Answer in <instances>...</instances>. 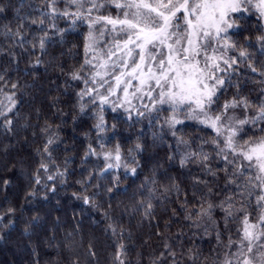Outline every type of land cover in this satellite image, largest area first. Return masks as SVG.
<instances>
[{"label": "snow or ice", "instance_id": "6c2138e0", "mask_svg": "<svg viewBox=\"0 0 264 264\" xmlns=\"http://www.w3.org/2000/svg\"><path fill=\"white\" fill-rule=\"evenodd\" d=\"M60 2L47 0V9L40 11L41 19L31 21V24H38L43 33L33 37L37 43L32 47L38 46L41 53L47 51L51 37L44 27L43 17H49V29L62 34L61 41L66 31L81 29L84 60L69 75L71 80L83 84L76 93L78 115H90L94 121L90 132H94L95 137L85 134L89 143L83 159L95 157L104 164L99 171L77 181L82 192L88 191L86 185H92L93 179H101L110 173L123 170L125 176L137 174L143 167L139 157L146 151L140 142L144 131L141 129L136 142L125 153L117 139L118 123L123 122L129 127L146 123L152 130L153 145L159 142L169 149L167 159L170 163L178 158L182 169L194 164L201 168L202 175L211 174L213 180L223 172L224 188L234 189L233 195L225 197L217 206L224 213V230H229L230 222L235 223L238 238L233 240L229 234L227 244L223 245L226 248L223 259L216 264H264V90L252 101L242 95L238 78L241 66H244L260 76V83L264 84V68L255 67L253 53L248 51L256 48L260 56H264V24H259L264 21V0H63V9L57 7ZM4 11L5 6L0 5V12ZM253 15L257 18L260 34L254 40L244 37L241 44L240 37L245 29L238 21ZM57 19H64L69 28L58 29ZM85 27L86 34L82 31ZM25 31L22 22L14 31L6 26L5 35L23 45ZM40 62L38 57L36 63ZM0 81L4 82L0 86V118L4 120L3 127L10 132L15 121L9 115H19L16 111L18 85L12 83L9 86L3 75H0ZM6 87L8 91H5ZM229 88H235L236 92L221 103V97ZM106 111L113 113L111 124ZM76 119L74 116V122ZM189 126L210 131L212 136L186 139L183 130ZM41 131L46 139L43 148L37 150L41 153V163L34 179L37 186L47 189V182L41 183L39 172L42 170L47 174L51 165L56 171L47 175V181L53 183L48 191L55 193V179L60 178L64 184L67 168L61 170L52 155L58 146V129L54 130L46 122ZM249 131L253 135L248 136ZM245 136L248 138L244 139ZM166 137L174 143H168ZM196 139L199 143L193 148ZM209 147L211 152L205 150ZM213 159L222 163L223 168L214 171L209 166ZM67 162L68 158L65 164ZM151 171L153 177L146 178L141 185V191L146 192V201L138 202L144 207L145 217L152 215V200L159 199L155 179L159 166H153ZM113 182L114 186L119 184V175L113 176ZM207 184L208 181L200 177L193 180L194 187ZM173 190L179 196L180 188L174 180L170 187H164L163 199L167 200V193ZM108 192L112 193L113 189L109 188ZM211 192L209 188L208 194ZM29 195L34 198L37 193L32 191ZM73 195L85 204L96 206L93 200L96 193L93 196ZM192 197L196 199L195 191ZM236 197L240 200L239 207ZM187 203L185 193L182 206L186 210L185 219L199 230L201 221L207 218L217 241L221 242L223 233L212 217L217 206L203 197L191 210H187ZM252 208L255 215L250 211ZM8 212L14 213V209ZM3 219L0 216V220ZM112 230L115 233L114 227ZM204 232L207 234V226H204ZM120 248L123 249V245ZM165 253L176 264V253L167 243L159 264H163ZM189 253V259L195 264L197 254L191 249Z\"/></svg>", "mask_w": 264, "mask_h": 264}, {"label": "trees", "instance_id": "16d2710c", "mask_svg": "<svg viewBox=\"0 0 264 264\" xmlns=\"http://www.w3.org/2000/svg\"><path fill=\"white\" fill-rule=\"evenodd\" d=\"M0 5L5 6V11L0 12V75L5 77L9 86L12 83L18 85L16 111L19 113L18 116L9 115L15 121L10 132L3 127L4 120L0 118V216L4 217L0 220V264H159L165 243L171 245L176 253V264H193L189 259V249L197 254L195 264H216L222 260L226 251L223 245L227 244L229 234L233 240L238 237L235 223L230 222L229 230H224V213L217 205L225 197L233 195L234 189L224 188L223 172H219V178L213 180L211 174L202 175L201 168L194 164L182 169L178 158L170 163L167 159L169 149L159 142L153 145L152 130L146 123L131 127L118 123L117 139L125 153L136 142L141 129L144 131L140 142L145 145L146 151L139 157L143 167L138 169L137 174L125 176L123 170L110 173L101 179H93L92 185H86L88 191L82 192L77 181L99 171L104 164L95 157L87 161L83 159L89 143L85 134L95 137V133L90 132L94 121L90 115H78L76 93L83 84L71 80L69 75L84 60L81 29L66 31L61 41L62 34L49 29V17H43L51 40L47 51L41 53L39 47L33 49L32 44L37 43L33 37L43 33L38 24H31V21L41 19L40 11L47 9V0H0ZM57 7L64 8L63 0ZM19 17L26 19L21 21ZM22 22L26 30L23 45L5 35L6 26L14 31ZM55 23L58 29L69 28L64 19H57ZM238 23L245 29L240 37L241 44L244 37L254 40L260 34L257 29L261 23L258 24L254 15ZM82 31L86 34V27ZM248 51L253 53L255 67L264 68V56H260L256 48ZM38 57L39 64L36 63ZM244 68L238 77L241 93L255 101L264 90V84L260 83L257 74ZM3 83L0 81V86ZM5 91H8L7 87ZM235 92V88H229L220 102L230 99ZM74 116L77 117L75 122ZM112 116L113 113H106L110 124ZM46 122L54 130L58 129V146L52 155L61 170L67 168L68 173L64 184H61L60 178L55 179V193L48 191L53 183L47 181V175L56 171L54 167L50 165L47 174L42 170L39 172L41 183L47 182V189L37 186L34 179L41 163V153L37 150L43 148L46 139L41 131ZM183 134L186 139L212 136L210 131L193 126L185 128ZM166 140L174 143L170 138L166 137ZM198 143L196 139L193 148ZM205 150L212 151L210 147ZM153 166H159L155 176L159 199L152 200V215L145 217L144 207L138 202L141 199L146 201V192L141 191V185L146 178L153 177ZM209 166L214 171L223 168V164L215 159L209 162ZM115 175H119V184L114 186ZM195 177L207 180V186L194 187ZM173 180L180 188L179 196L174 190L169 191L168 199L164 200L163 189L170 187ZM96 184L100 187H93ZM109 188L113 189L112 193L108 192ZM209 188L212 189L210 195ZM32 191L37 193L34 198L29 195ZM193 191L196 192V199L192 197ZM73 193L89 196L96 193L93 196L96 206L85 204ZM185 193L188 196L187 210H191L201 197L217 206L212 217L223 233L221 242L217 241L211 221L207 218L201 221L199 230L185 219L186 210L182 207ZM236 200L239 207V197ZM9 209H14V213L9 214ZM250 211L255 215L254 208ZM9 221L12 223L9 224ZM204 226H207V234ZM163 264H173L172 257L167 253Z\"/></svg>", "mask_w": 264, "mask_h": 264}, {"label": "rangeland", "instance_id": "374dc122", "mask_svg": "<svg viewBox=\"0 0 264 264\" xmlns=\"http://www.w3.org/2000/svg\"><path fill=\"white\" fill-rule=\"evenodd\" d=\"M111 11H112V14L115 15V10L112 9ZM104 14H107V12H105ZM260 23H261V24H264V21H260ZM86 30H87V28H86ZM244 69H245L244 66H242L241 69H240V71H242V70H244ZM238 77H239V76H238ZM233 79L236 80L237 77H234ZM259 80H261V77H260V76H259ZM107 112H110V111H106V113H107ZM259 134H260V133H259ZM259 134H257V135H259ZM251 135H253V133H250V136H251ZM244 139H247V138L244 137Z\"/></svg>", "mask_w": 264, "mask_h": 264}]
</instances>
